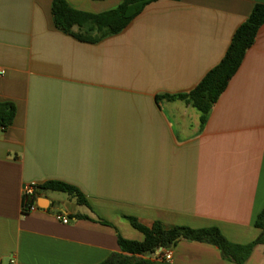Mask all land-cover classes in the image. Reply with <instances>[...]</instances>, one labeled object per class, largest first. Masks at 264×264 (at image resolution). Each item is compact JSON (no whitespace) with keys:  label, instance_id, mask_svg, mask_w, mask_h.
Instances as JSON below:
<instances>
[{"label":"crops","instance_id":"1","mask_svg":"<svg viewBox=\"0 0 264 264\" xmlns=\"http://www.w3.org/2000/svg\"><path fill=\"white\" fill-rule=\"evenodd\" d=\"M100 14L120 0H65ZM52 0H0V264H100L117 237L146 227L217 228L233 244L259 234L264 208V25L204 123L178 99L224 56L235 30L264 0H158L98 43L58 31ZM156 97H159L156 99ZM55 181L86 205L40 189L22 213V189ZM63 194V193H61ZM68 217V224L55 216ZM172 260L235 264L217 247L179 241ZM244 264H264L256 246Z\"/></svg>","mask_w":264,"mask_h":264},{"label":"trees","instance_id":"2","mask_svg":"<svg viewBox=\"0 0 264 264\" xmlns=\"http://www.w3.org/2000/svg\"><path fill=\"white\" fill-rule=\"evenodd\" d=\"M120 1L118 7L113 10L91 14L71 8L65 0H52L51 15L54 27L77 41L98 43L121 33L148 4L158 0ZM262 25H264V4H256L247 19L235 30L219 63L210 69L189 92L164 97L178 99L190 105L201 114L200 120L204 123L210 110L240 68L246 52L254 44ZM15 113L16 107L12 102H0V130L4 131L11 126ZM40 189L63 193L76 204L86 205L83 195L67 184L49 181L41 185ZM125 219L143 235V240H126L118 236L119 252L111 253L100 264H152L150 257L153 253L160 248H171L182 240L213 245L218 248L224 260L235 264H244L258 245L263 247L264 252V208L254 222L259 234L246 245L230 243L217 228L192 229L175 226L164 229L159 222L146 227L135 218L125 217Z\"/></svg>","mask_w":264,"mask_h":264},{"label":"built area","instance_id":"3","mask_svg":"<svg viewBox=\"0 0 264 264\" xmlns=\"http://www.w3.org/2000/svg\"><path fill=\"white\" fill-rule=\"evenodd\" d=\"M3 73H4L3 70L0 68V76H2ZM39 190H40V186H38L34 183L26 185L22 189V198H23L22 213L28 214V213H32V212L36 211L37 206L35 203V198H36V194ZM55 219L57 222H59L63 225H67L69 222L68 217L63 216L61 214H57L55 216ZM151 257L154 260L169 262L172 260V250H171V248H166V249L160 248L155 253H153L151 255ZM8 264H19V263L17 262L16 259L11 258L8 261Z\"/></svg>","mask_w":264,"mask_h":264},{"label":"rangeland","instance_id":"4","mask_svg":"<svg viewBox=\"0 0 264 264\" xmlns=\"http://www.w3.org/2000/svg\"><path fill=\"white\" fill-rule=\"evenodd\" d=\"M58 195H62V196H64V194H61V193H58ZM258 246H260V245H258Z\"/></svg>","mask_w":264,"mask_h":264}]
</instances>
